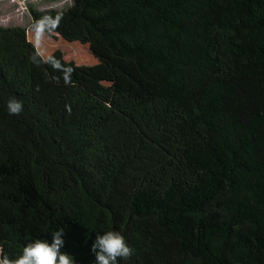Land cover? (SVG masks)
Segmentation results:
<instances>
[{"label": "trees", "instance_id": "trees-1", "mask_svg": "<svg viewBox=\"0 0 264 264\" xmlns=\"http://www.w3.org/2000/svg\"><path fill=\"white\" fill-rule=\"evenodd\" d=\"M29 10L98 61L0 25L1 260L63 230L61 252L96 264L115 230L118 264H264V0Z\"/></svg>", "mask_w": 264, "mask_h": 264}, {"label": "clouds", "instance_id": "clouds-1", "mask_svg": "<svg viewBox=\"0 0 264 264\" xmlns=\"http://www.w3.org/2000/svg\"><path fill=\"white\" fill-rule=\"evenodd\" d=\"M44 20L51 21L52 27L59 25L60 17L55 19L45 17L37 22L35 31L39 40L44 31ZM10 114H19L22 111L23 104L20 101L12 99L8 102ZM65 235L63 230L52 233V242L37 239L29 242L23 249V254L15 260L4 257L0 264H75L73 257L61 252L65 241L62 237ZM97 249L99 251H97ZM91 251L95 253L96 264H118V258L127 259L132 254V248L126 243V238L119 231L110 230L103 235H97Z\"/></svg>", "mask_w": 264, "mask_h": 264}, {"label": "rangeland", "instance_id": "rangeland-1", "mask_svg": "<svg viewBox=\"0 0 264 264\" xmlns=\"http://www.w3.org/2000/svg\"><path fill=\"white\" fill-rule=\"evenodd\" d=\"M72 4L73 0H0V25L29 28L31 7L36 10L67 9ZM28 38L45 58H50L55 51L60 50L68 61L79 65L92 66L98 61L89 44L68 42L56 33L48 35L43 32L38 40L36 31L29 28Z\"/></svg>", "mask_w": 264, "mask_h": 264}]
</instances>
